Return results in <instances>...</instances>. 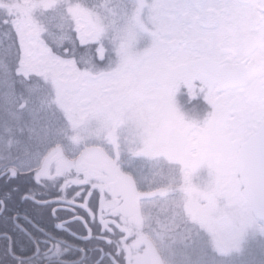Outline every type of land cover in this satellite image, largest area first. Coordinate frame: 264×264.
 <instances>
[{
    "label": "snow or ice",
    "instance_id": "snow-or-ice-1",
    "mask_svg": "<svg viewBox=\"0 0 264 264\" xmlns=\"http://www.w3.org/2000/svg\"><path fill=\"white\" fill-rule=\"evenodd\" d=\"M0 264H264V0H0Z\"/></svg>",
    "mask_w": 264,
    "mask_h": 264
}]
</instances>
